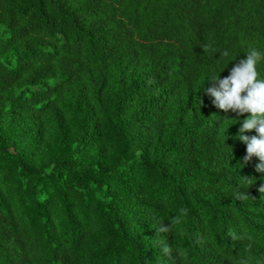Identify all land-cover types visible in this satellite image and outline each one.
I'll return each mask as SVG.
<instances>
[{
  "label": "trees",
  "instance_id": "trees-1",
  "mask_svg": "<svg viewBox=\"0 0 264 264\" xmlns=\"http://www.w3.org/2000/svg\"><path fill=\"white\" fill-rule=\"evenodd\" d=\"M251 48L264 0H0V264H264L250 113L202 88Z\"/></svg>",
  "mask_w": 264,
  "mask_h": 264
},
{
  "label": "clouds",
  "instance_id": "clouds-1",
  "mask_svg": "<svg viewBox=\"0 0 264 264\" xmlns=\"http://www.w3.org/2000/svg\"><path fill=\"white\" fill-rule=\"evenodd\" d=\"M246 53V58L235 64L228 76L222 79L218 75L210 77L208 80L218 83L211 87L204 85L202 88L220 109L239 114L250 113L243 120L237 138L247 145L245 161L254 155L259 157L261 163L257 165V171L264 172V72L258 68V65L264 63V51L251 48ZM253 129L258 135H245L246 131ZM259 191L264 192V185ZM165 230L163 227L160 229ZM163 250L168 252L169 249L164 247Z\"/></svg>",
  "mask_w": 264,
  "mask_h": 264
}]
</instances>
